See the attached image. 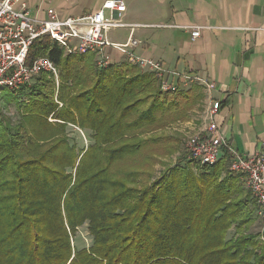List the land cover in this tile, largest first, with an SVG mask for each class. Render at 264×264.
<instances>
[{
  "label": "trees",
  "instance_id": "16d2710c",
  "mask_svg": "<svg viewBox=\"0 0 264 264\" xmlns=\"http://www.w3.org/2000/svg\"><path fill=\"white\" fill-rule=\"evenodd\" d=\"M39 55L59 67L61 107L48 73L0 94L18 116L0 111V264H264V232H249L259 206L226 150L198 170L179 159L144 187L131 181L139 171L121 179L119 161L146 143L127 137L183 119L188 92L127 61L99 68L47 36L27 64Z\"/></svg>",
  "mask_w": 264,
  "mask_h": 264
},
{
  "label": "crops",
  "instance_id": "0c3cea01",
  "mask_svg": "<svg viewBox=\"0 0 264 264\" xmlns=\"http://www.w3.org/2000/svg\"><path fill=\"white\" fill-rule=\"evenodd\" d=\"M103 1L21 0L28 13L39 19L47 17L49 8L62 18L94 12ZM123 1L119 18L125 26L112 28L110 41L135 40L133 53L177 73L214 82L211 95L221 103L215 117L220 133L237 152L260 149L264 141V0ZM192 26L202 27L196 39L190 37ZM107 51L113 63L126 61L114 48ZM171 81L193 100L186 116L177 121L183 125L179 132L192 135L204 125L208 95L201 83Z\"/></svg>",
  "mask_w": 264,
  "mask_h": 264
},
{
  "label": "built area",
  "instance_id": "2783aa9c",
  "mask_svg": "<svg viewBox=\"0 0 264 264\" xmlns=\"http://www.w3.org/2000/svg\"><path fill=\"white\" fill-rule=\"evenodd\" d=\"M124 7L123 0H104L94 12L62 18L49 8L47 17L39 19L28 13L21 0H0V94L4 88L15 91L31 88L35 77L42 72L52 76L58 85L57 65L49 56H36L27 64L28 52L34 41L46 36L56 42L64 54L93 53L99 68L113 63L107 48H114L124 54L131 65L154 73L163 91L178 89L172 78L185 84L201 83L208 95L207 110L204 125L187 138V160L195 165H211L220 158V152L226 150L229 153L228 167L242 174L247 190L259 206L258 216L264 225V141L254 153L235 151L215 121L221 103L211 95L216 88L214 82L203 80L196 74L177 73L163 67L159 61L133 53L131 46L135 40L119 44L108 40L109 30L125 26L119 18ZM201 28L192 26L190 37L198 38Z\"/></svg>",
  "mask_w": 264,
  "mask_h": 264
},
{
  "label": "rangeland",
  "instance_id": "374dc122",
  "mask_svg": "<svg viewBox=\"0 0 264 264\" xmlns=\"http://www.w3.org/2000/svg\"><path fill=\"white\" fill-rule=\"evenodd\" d=\"M113 31H109L106 35L108 40H111V34ZM97 66V65H96ZM58 71V85H55V93L54 100H56L59 105L58 108L61 107V103L56 99L59 84L61 83L60 71L57 66ZM145 71V70H144ZM145 85V83H142ZM4 88L1 90L3 93ZM6 92V91H5ZM24 96H21L20 99H23ZM0 111L3 114H7L13 118V120H17V110L15 108L14 103H11L9 106L2 102L0 99ZM48 121H58L53 118L50 114L48 117ZM178 120L166 122L165 124L158 123L148 127L147 125H143L141 130L133 131V135H129L125 141H128L131 144L141 143L142 141L146 142L142 145L136 153L126 156L122 161H119V171L121 179L123 178L124 171H134L140 172L136 178H131V181L142 182V187L146 186V184L151 183L154 179L162 177L168 169L172 166H175L182 158L183 161L187 160L185 146L187 142V138L190 136L188 133L179 132L180 128L183 125H177ZM76 129V128H74ZM77 130V129H76ZM82 142L87 143V140L84 138V135L81 134ZM81 143V142H80ZM185 158V159H184ZM180 159V160H179ZM193 166H196L192 163ZM127 185L131 187H135L133 183H127ZM141 186L140 184H138ZM249 228V232L253 234H262L264 232V225L261 224L260 218L257 215L256 220ZM79 236L83 238V243L87 244L89 242V238L87 236V230L84 226L79 228L78 232ZM262 237V236H261Z\"/></svg>",
  "mask_w": 264,
  "mask_h": 264
}]
</instances>
